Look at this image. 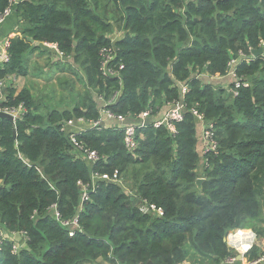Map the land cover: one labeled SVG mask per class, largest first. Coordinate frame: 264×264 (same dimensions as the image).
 <instances>
[{
  "label": "trees",
  "instance_id": "obj_1",
  "mask_svg": "<svg viewBox=\"0 0 264 264\" xmlns=\"http://www.w3.org/2000/svg\"><path fill=\"white\" fill-rule=\"evenodd\" d=\"M9 1L0 0V15ZM15 1L19 35L9 40L0 81L27 75L33 40L69 57L84 91L58 111L41 110L26 88L0 89V108L25 109L15 123L0 119V230L22 234L16 253L9 241L0 247V264H181L190 252L195 264H223L232 256L229 230L264 236V58L250 56L264 41V0ZM104 48L115 49L109 68L123 66L118 76L104 74ZM232 60L248 84L236 96L228 92L231 80L225 88L216 81ZM116 93L105 109L125 122L76 136L97 153L92 164L74 151L72 130L62 128L98 120V97ZM173 103L184 106L174 135L152 126ZM146 109L151 116L128 150L119 127ZM193 110L212 124L218 144L205 168ZM115 172L120 183L98 181L82 200L81 186L94 174ZM142 201L162 214L143 213ZM73 219L76 227L63 225ZM261 255L253 246L245 258Z\"/></svg>",
  "mask_w": 264,
  "mask_h": 264
},
{
  "label": "built area",
  "instance_id": "obj_2",
  "mask_svg": "<svg viewBox=\"0 0 264 264\" xmlns=\"http://www.w3.org/2000/svg\"><path fill=\"white\" fill-rule=\"evenodd\" d=\"M18 4L15 0L9 1V6L5 9L2 15H0V24L3 23L11 14L13 11V8ZM43 47L50 48L56 52V55L60 59H68L64 57L62 53H60L56 47L55 44H47L42 43ZM264 49V41H260V44L258 48ZM8 48H9V39H7L3 46L0 48V64L4 65L9 62V54H8ZM257 48V49H258ZM252 51L250 50V56H252ZM100 57H101V67L104 72V74L110 75V76H118L119 71L123 68V66L118 67V69H111L109 68L110 63L115 59L116 57V51L113 48H104L100 51ZM240 58L247 59L245 55L239 54ZM261 57L264 58V50L261 55ZM235 60L230 61L228 65V70L226 73V78H229L232 81L233 87L228 88V92L231 93V95L236 96L237 95V89L240 87H247L248 84L246 81H242L239 77H237L234 66ZM222 77V78H225ZM11 77H7L6 79H3L0 81V89L5 88L8 86L10 82ZM221 78V79H222ZM186 92V88H182V93ZM118 98V93H116L109 101H105L103 97H98L99 102H103L102 109L100 110V117L96 121H90L85 120L84 118H79L76 120V122L68 121L63 126L62 130L66 127L67 129H71L68 133V139L70 144L73 146L74 151L78 153V155H81L90 163H95L98 155L95 151H92L88 149L83 143L77 140L76 136L79 135L81 132L85 131V129H100L101 125L107 121L114 120L119 124H123L125 122V117L122 115H115L111 113L109 110L105 109L106 106L113 104ZM2 100V95L0 94V101ZM0 112L6 113L13 118V123H15L17 120H20L25 113V109L22 105H19L17 108H0ZM184 114V106L181 103H173L168 106L167 111L160 117L154 119L152 121V126L155 129H158L160 127H165L167 131H169L171 134H175V125L182 121ZM193 116L195 117L196 121L200 125V143H201V153L203 156L201 167L205 168L208 165L207 162V156L215 154L218 148L217 141L215 139V133L213 130V126L210 123H207L203 116L197 112V110L192 111ZM151 116V109H146L142 113H140L137 117L136 123H127L125 125H122L119 127V129L123 132V141L124 145L128 150H132L136 147V131L138 129L144 128L146 126L148 118ZM66 129V131H67ZM98 181H107V182H118L117 173L115 172L112 177L108 175H98L94 174L91 179V185H82L81 186V195L82 200H86L88 197V192L90 189H93L95 187V184ZM140 211L147 214H153L155 216L161 215V210L155 209L153 205L147 204L146 201H142L140 205ZM58 214H56L57 216ZM58 217V216H57ZM64 226H70V227H76L77 226V220L73 219L70 222H64ZM70 236L74 234V230L71 228L68 233ZM22 237V234L20 233H5L2 230H0V247L4 244L5 241H9L12 244V253H16L19 250V244L17 243L16 237ZM257 235L251 231V230H245V229H232L229 230L225 236L226 244L232 247V252L240 254L242 257H244L253 246H255V243L257 241ZM237 261L236 256L232 255L226 260L223 261V264H233ZM246 264H264V252L263 254L255 261L248 262Z\"/></svg>",
  "mask_w": 264,
  "mask_h": 264
},
{
  "label": "crops",
  "instance_id": "obj_3",
  "mask_svg": "<svg viewBox=\"0 0 264 264\" xmlns=\"http://www.w3.org/2000/svg\"><path fill=\"white\" fill-rule=\"evenodd\" d=\"M18 17L16 15L15 7L13 8L12 14L3 22L0 24V48L3 46L4 42L7 39H12L15 36H18ZM118 37V34H115L112 38L116 39ZM32 46L30 48V51L27 52L25 55V61L24 65L27 69V75L26 76H10V82L9 86H11L15 91L16 94L19 93L22 89L26 88L30 91L32 95L35 96V90L40 89L45 91L47 89V81L50 80L51 86L56 85L59 88L62 86L68 87L67 91H72L73 93H76V95L81 94L84 91L83 84L77 79V81L80 83V86L76 88V91L74 92V80L72 79V76H68L67 73L73 74V76H76L74 74L73 69H70L71 64L67 62L65 59H60L56 52L50 48L43 47V44H37V43H30ZM42 69V77L39 78L36 76V71ZM79 75H81L79 70H76ZM52 74H54V77H57V79H54L52 77ZM67 77L68 81L72 82L73 85L70 87L63 82V78ZM77 78V77H76ZM216 81H218L219 84H221V87L225 88L228 85V82H230L229 78H216ZM59 82H61L59 84ZM76 103V102H75ZM74 104H72L69 108L73 107ZM68 107H64L61 109H56L58 111H63L65 109H69ZM109 125V124H107ZM110 126H112L110 124ZM118 126V124H116ZM264 211V207H263ZM264 217V215H263ZM18 242L22 240V237L18 236ZM255 246L259 249V251L263 254L264 252V236L258 237L257 241L255 243ZM232 255L236 256L237 261L233 264H246L247 260L244 257H242L240 254L232 252ZM241 256V257H240ZM196 259L192 257L191 252L189 254L188 259L181 263V264H195ZM95 264H108L107 262H104L101 259H98Z\"/></svg>",
  "mask_w": 264,
  "mask_h": 264
},
{
  "label": "rangeland",
  "instance_id": "obj_4",
  "mask_svg": "<svg viewBox=\"0 0 264 264\" xmlns=\"http://www.w3.org/2000/svg\"><path fill=\"white\" fill-rule=\"evenodd\" d=\"M68 76H72L74 80V92L76 91V88L80 86V83L77 81L76 76H73V74L67 73ZM36 76L41 78L42 77V69H39L36 71ZM52 77H54V74H52ZM54 79H57V77H54ZM63 82H65L69 87L72 84V82L68 81V78L65 77L62 79ZM47 89L45 91L36 89L35 90V101L38 103L41 110L49 109V110H55V109H61L64 107H70L72 104H75L77 95L76 93H73L71 91H67L68 87L62 86L59 88L56 85L51 86L50 80L47 82ZM61 82H59L60 84ZM45 112V111H43ZM186 250H189L188 245L185 246Z\"/></svg>",
  "mask_w": 264,
  "mask_h": 264
},
{
  "label": "water",
  "instance_id": "obj_5",
  "mask_svg": "<svg viewBox=\"0 0 264 264\" xmlns=\"http://www.w3.org/2000/svg\"><path fill=\"white\" fill-rule=\"evenodd\" d=\"M29 42H30V43H34L33 40H29ZM74 45H76V43H74ZM263 50H264V49L261 47V48H258V49H256V50H253L251 54H252L253 57H258V56H261V55H262ZM0 119H6V120L10 121L11 123H13V118H12V116H10V115H8V114H6V113H2V112H0ZM13 134L15 135V132H13ZM203 181H204V180L201 179V178H199V179H197V180L195 181V186H196V188L198 189V191H201V185H202ZM122 190H123L124 194H128V191H127L126 189L122 188ZM224 242L226 243V239H225V238H224ZM226 246H227V249H228L229 252H232V251H233V250H232V247H230V246L227 245V244H226ZM240 257H241V256H240ZM146 264H152V263H151V262H148V263H146Z\"/></svg>",
  "mask_w": 264,
  "mask_h": 264
}]
</instances>
